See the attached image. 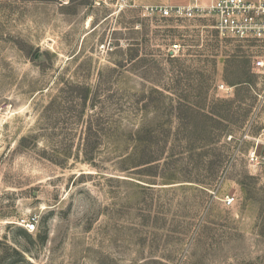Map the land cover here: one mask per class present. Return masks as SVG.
I'll return each mask as SVG.
<instances>
[{
	"label": "rangeland",
	"instance_id": "1",
	"mask_svg": "<svg viewBox=\"0 0 264 264\" xmlns=\"http://www.w3.org/2000/svg\"><path fill=\"white\" fill-rule=\"evenodd\" d=\"M188 1L0 0V264H264V39Z\"/></svg>",
	"mask_w": 264,
	"mask_h": 264
},
{
	"label": "built area",
	"instance_id": "2",
	"mask_svg": "<svg viewBox=\"0 0 264 264\" xmlns=\"http://www.w3.org/2000/svg\"><path fill=\"white\" fill-rule=\"evenodd\" d=\"M148 9L167 18H203L211 17L214 27L223 37L239 40L264 39V0H189L188 3L178 5H153ZM256 68H264V59L256 62ZM230 91V87L221 85ZM264 135V131H263ZM249 130L243 139H250ZM262 143L263 150L253 149L249 159L254 164H264V139H255ZM235 196H227V204L235 202ZM30 233L37 230L36 222L22 219L20 222Z\"/></svg>",
	"mask_w": 264,
	"mask_h": 264
},
{
	"label": "trees",
	"instance_id": "3",
	"mask_svg": "<svg viewBox=\"0 0 264 264\" xmlns=\"http://www.w3.org/2000/svg\"><path fill=\"white\" fill-rule=\"evenodd\" d=\"M21 233H23L24 235L28 236L29 235V232L27 230H23V229H19ZM14 251L16 253H19V251L17 249L14 248Z\"/></svg>",
	"mask_w": 264,
	"mask_h": 264
}]
</instances>
